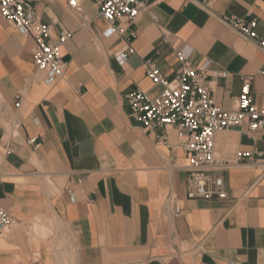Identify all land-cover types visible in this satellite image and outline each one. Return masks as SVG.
Instances as JSON below:
<instances>
[{
    "label": "crops",
    "instance_id": "obj_1",
    "mask_svg": "<svg viewBox=\"0 0 264 264\" xmlns=\"http://www.w3.org/2000/svg\"><path fill=\"white\" fill-rule=\"evenodd\" d=\"M68 2L35 0L52 40L70 33L53 86L34 62L33 38L0 12V207L16 219L0 236V264H264V166L223 171L226 198H189L185 134L144 128L126 98L138 88L158 95L143 62L174 78L182 52L194 67L211 60L218 105L236 108L249 77L264 105V49L222 20L257 18L263 33L264 0H151L124 34L109 35L95 0H80V13ZM16 123L18 141L8 138ZM262 149L264 129L216 133L219 159Z\"/></svg>",
    "mask_w": 264,
    "mask_h": 264
},
{
    "label": "built area",
    "instance_id": "obj_2",
    "mask_svg": "<svg viewBox=\"0 0 264 264\" xmlns=\"http://www.w3.org/2000/svg\"><path fill=\"white\" fill-rule=\"evenodd\" d=\"M95 2L99 6L100 15L109 23L105 32L109 35L124 34L140 15L148 10L151 0ZM68 4L77 13L83 11L80 0H69ZM0 12L18 32L33 38L34 62L37 68L45 73V84L53 86L64 75L67 67L61 47L70 37V33L63 30L57 40H52L51 26L41 20L35 0H0ZM222 20L264 49V31L257 32V18L247 21L241 17L223 15ZM132 51L133 49L127 46L118 51L116 56L124 63ZM179 56L182 65L174 78L164 75L154 59L143 62L147 76L155 84L161 85L162 90L155 96L139 88L127 94L130 116L146 129L173 126L178 128L181 134H185L186 138L178 145L189 154V163L186 166L187 196L223 199L227 197V192L221 173L237 164L264 166V149L239 151L234 161L219 159L215 151L216 133L243 125L249 131L264 129V105L259 106L254 102L250 77L244 80L236 108L226 109L218 105L207 81L211 60L207 59L198 67H194L184 53H179ZM20 104L21 97L15 105L19 107ZM20 126V123H16L13 130L9 131L8 138L18 141ZM36 141L37 138H29L25 143L37 145ZM70 197L72 201L75 200L73 193ZM174 213H180L178 206H175ZM15 223L14 216L0 207V236L11 230Z\"/></svg>",
    "mask_w": 264,
    "mask_h": 264
}]
</instances>
